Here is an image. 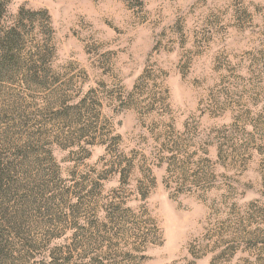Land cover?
I'll return each mask as SVG.
<instances>
[{
  "label": "rangeland",
  "instance_id": "374dc122",
  "mask_svg": "<svg viewBox=\"0 0 264 264\" xmlns=\"http://www.w3.org/2000/svg\"><path fill=\"white\" fill-rule=\"evenodd\" d=\"M0 264H264V0H0Z\"/></svg>",
  "mask_w": 264,
  "mask_h": 264
}]
</instances>
